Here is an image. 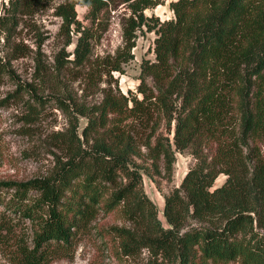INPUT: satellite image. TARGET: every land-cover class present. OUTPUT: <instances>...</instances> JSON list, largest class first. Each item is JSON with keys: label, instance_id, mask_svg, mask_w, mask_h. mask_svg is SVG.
Wrapping results in <instances>:
<instances>
[{"label": "trees", "instance_id": "trees-1", "mask_svg": "<svg viewBox=\"0 0 264 264\" xmlns=\"http://www.w3.org/2000/svg\"><path fill=\"white\" fill-rule=\"evenodd\" d=\"M164 2L65 0L55 7L77 36L76 67L97 68L93 42L119 6L129 12L124 45L106 73L121 71L132 58L143 29L156 35L154 61L141 64L139 96L104 91L82 131L87 148L69 133L51 176L12 186L17 199L8 208L38 224L35 251L23 256L24 264H44L94 231L99 245L118 257L146 249L167 264H264V0H175L172 19L145 14ZM39 4L8 0L1 6L14 16ZM77 5L87 9V27L77 20ZM184 150L197 163L165 197V229L143 191L141 171L170 180L175 152ZM221 174L226 180L214 188ZM31 190L39 195L29 204ZM100 216L122 223L96 224Z\"/></svg>", "mask_w": 264, "mask_h": 264}, {"label": "rangeland", "instance_id": "rangeland-1", "mask_svg": "<svg viewBox=\"0 0 264 264\" xmlns=\"http://www.w3.org/2000/svg\"><path fill=\"white\" fill-rule=\"evenodd\" d=\"M6 1L0 0V67L3 69L0 77V186H4L0 194L3 201L0 205V264H24L23 256L35 251L38 224L31 223L19 210L8 208L17 199L12 186L51 176L57 160L62 157L58 145L69 133L74 131L82 147L87 148L82 131L88 124L87 116L97 115L104 91L139 96L140 67L145 60L154 61L156 35L145 29L138 32L136 45L131 50L132 58L121 65V71L107 74L113 57L124 45L122 22L129 12L119 6L105 17L108 27L101 39L93 42L91 61L97 68L88 71L71 62L77 36L73 27L67 31L55 15V7L65 0H42V4L34 7V12L14 16L2 10L1 4L6 5ZM172 1L175 0H165L163 5L146 10L145 14L160 21L172 19L174 15L169 9ZM75 10L77 20L87 27L89 23L84 18L87 9L77 5ZM75 124L78 125L76 131ZM168 136L172 141V133ZM196 163L190 150L176 151L170 180L152 179L141 171L143 191L155 205L157 219L165 229L169 228L163 215L165 197L180 186ZM225 180V175H219L214 188ZM38 195L31 190L27 202L32 203ZM121 223L115 217L100 216L96 224ZM95 233L80 238L62 254L49 255L44 264H167L146 249L134 258L115 256L104 249L106 244L99 245L102 240Z\"/></svg>", "mask_w": 264, "mask_h": 264}, {"label": "built area", "instance_id": "built-area-1", "mask_svg": "<svg viewBox=\"0 0 264 264\" xmlns=\"http://www.w3.org/2000/svg\"><path fill=\"white\" fill-rule=\"evenodd\" d=\"M2 7V6H1Z\"/></svg>", "mask_w": 264, "mask_h": 264}]
</instances>
